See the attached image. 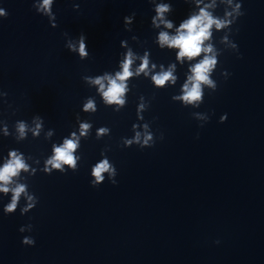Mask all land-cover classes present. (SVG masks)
Here are the masks:
<instances>
[{
  "label": "clouds",
  "instance_id": "clouds-1",
  "mask_svg": "<svg viewBox=\"0 0 264 264\" xmlns=\"http://www.w3.org/2000/svg\"><path fill=\"white\" fill-rule=\"evenodd\" d=\"M53 0H43L40 9L47 10L51 18L55 19V14L51 9ZM187 2V0H185ZM221 3H227L229 8L224 10L223 16L214 15L209 9H215L218 7L216 0H212L211 4H205L203 7H199L198 14H193L189 18L184 19L179 27L176 29L175 35H169L167 31H161L159 33V45L163 48L165 45L168 48L179 49L176 53V59L183 63L185 60L192 61L195 58L201 56L203 53V58L198 62L190 66L191 75L187 77V81L182 86V95L175 96L173 99L181 100L184 104H193L195 107H199V103L202 102V85H207L214 92L217 90V83L211 78V74L217 68L218 58L217 51L214 49L212 43H206L213 37V29L221 30L226 29L225 34L221 37V42L228 44V46L235 51H238V47L235 43L231 42L229 39L232 32V25L235 24L240 16L244 15L242 11V4L240 2H234V0H220ZM202 3V0H197V4ZM74 9H78L79 5H73ZM172 9L170 3H156L154 5L155 15L151 18V22L155 27H160L162 24L165 28L171 29L173 27V22L171 20L165 19V13ZM135 16V13L132 14ZM0 17H7V14L3 9H0ZM127 19V18H126ZM87 37L85 34L81 33L78 40V48L76 45L69 43L68 48L71 51H78L81 58L88 56V45ZM133 62V54L129 51L127 58L124 60L122 65V71L118 72L115 78L110 76L98 77L95 80L86 77V79L91 80L100 86V91L103 94L104 100L108 104H118L123 106L125 104L124 94L127 90V85L124 83L129 77L133 75L131 71V65ZM155 64L152 65L154 69ZM175 64L168 67L167 70L163 69L161 66V71L152 75L151 79L157 87L165 86L166 82L171 81L172 84L176 83L177 77L173 75L175 70ZM149 70V60L147 54H145L141 65L136 69V75L143 72L148 75ZM225 78L229 75L226 71L222 72ZM107 80V85L103 82ZM143 107V105H141ZM85 110H94V104L91 100L85 105ZM119 109H117L118 111ZM206 119V117H201ZM36 120L42 121L43 118L39 115L34 117ZM227 120V114L221 117V123ZM90 127L89 124L83 123L80 125L81 135H86L87 129ZM147 127V126H146ZM203 127V125H201ZM39 128V124L37 125ZM26 124L24 121H19L17 123V130L19 132V138L25 136ZM106 132V129L101 128L99 134ZM7 129H5V135H7ZM75 137V133L72 134ZM163 139V136H161ZM134 142L140 144L141 149L145 147H152L155 143L153 140V134L151 132H146L143 141H141V134L138 132L134 138ZM126 144L130 145L133 141H126ZM78 147V138L76 139H65L61 146H53V155L46 160L45 167L42 171L51 174L53 169L59 170L64 173L68 168L62 167L63 165H68L73 172L77 169V158L73 155L75 149ZM9 159L0 167V192L9 193L11 191V202L4 207L5 214H11L17 208L18 201L22 193L27 196L26 185L16 184L14 188H9V185L13 183V178L17 177L21 170L28 171L29 166L25 163L21 155L17 154L16 150H11L9 152ZM109 173V181L115 185L117 181L113 178L117 174L115 166L110 165L107 159L102 160L96 164L91 170V176L95 179L91 180L90 183L93 187H98L104 181L103 173ZM27 199L31 201L27 208H22L21 213H25L28 209L35 207L38 203V198L34 196H27ZM28 230L31 231L32 225L27 226ZM21 228L20 231H24ZM219 243V241H216ZM22 244L33 246L35 240L32 237H24L22 239Z\"/></svg>",
  "mask_w": 264,
  "mask_h": 264
}]
</instances>
